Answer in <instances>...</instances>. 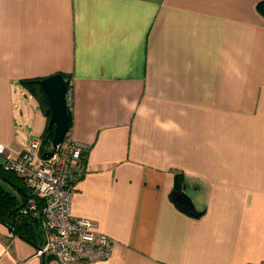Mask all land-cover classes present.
Wrapping results in <instances>:
<instances>
[{
    "label": "crops",
    "instance_id": "crops-1",
    "mask_svg": "<svg viewBox=\"0 0 264 264\" xmlns=\"http://www.w3.org/2000/svg\"><path fill=\"white\" fill-rule=\"evenodd\" d=\"M56 73L88 146L70 213L113 240L74 264H264V0H0L4 156L47 127L21 80ZM37 234L0 222V264H56Z\"/></svg>",
    "mask_w": 264,
    "mask_h": 264
},
{
    "label": "built area",
    "instance_id": "built-area-1",
    "mask_svg": "<svg viewBox=\"0 0 264 264\" xmlns=\"http://www.w3.org/2000/svg\"><path fill=\"white\" fill-rule=\"evenodd\" d=\"M65 101L70 107L71 88ZM41 143L42 138H31L29 148L16 152L15 157L4 156L5 148L0 144L3 168L20 177L26 188L28 196L19 216L37 220L42 238L38 254L54 258L56 264L109 259L113 240L98 232L92 221L70 213L74 184L83 174L80 164L88 146L74 140L67 131L60 143L42 157Z\"/></svg>",
    "mask_w": 264,
    "mask_h": 264
},
{
    "label": "trees",
    "instance_id": "trees-1",
    "mask_svg": "<svg viewBox=\"0 0 264 264\" xmlns=\"http://www.w3.org/2000/svg\"><path fill=\"white\" fill-rule=\"evenodd\" d=\"M62 76L65 79L66 87L68 90L70 88V77L64 74H62ZM40 80V78L21 80V84L24 89L38 102L39 108L41 109L47 120V127L42 134V143L39 150L40 155L44 157V153L48 151L47 147L49 146V144H51L52 131H50L48 128L50 111L46 99L41 91V87L39 84ZM67 109L69 111V107H67ZM69 125L70 113L68 126ZM0 181L8 184L11 189L16 190V192L20 195L22 201L26 200L28 195L22 180L12 171L5 170L3 168V162H0ZM22 204L23 203L20 202L14 195H12L10 192H8V190L0 185V222L7 226L9 230L17 236L25 239L26 241L33 242L34 238L39 235L37 234V231H39L37 220L19 216V209L24 205ZM41 244L38 246L39 248Z\"/></svg>",
    "mask_w": 264,
    "mask_h": 264
},
{
    "label": "water",
    "instance_id": "water-1",
    "mask_svg": "<svg viewBox=\"0 0 264 264\" xmlns=\"http://www.w3.org/2000/svg\"><path fill=\"white\" fill-rule=\"evenodd\" d=\"M39 84L50 111L48 128L52 131L51 146L54 148L68 131L69 111L65 101L66 82L62 74L56 73L42 78ZM171 197L181 211L191 216L199 214L186 191V186L173 191Z\"/></svg>",
    "mask_w": 264,
    "mask_h": 264
},
{
    "label": "rangeland",
    "instance_id": "rangeland-1",
    "mask_svg": "<svg viewBox=\"0 0 264 264\" xmlns=\"http://www.w3.org/2000/svg\"><path fill=\"white\" fill-rule=\"evenodd\" d=\"M23 99V98H22ZM26 98H24L23 100H25ZM30 101V100H29ZM34 101V104H35V108H37V105H36V101L35 100H33ZM1 160V159H0Z\"/></svg>",
    "mask_w": 264,
    "mask_h": 264
},
{
    "label": "bare ground",
    "instance_id": "bare-ground-1",
    "mask_svg": "<svg viewBox=\"0 0 264 264\" xmlns=\"http://www.w3.org/2000/svg\"><path fill=\"white\" fill-rule=\"evenodd\" d=\"M52 147V146H51Z\"/></svg>",
    "mask_w": 264,
    "mask_h": 264
}]
</instances>
